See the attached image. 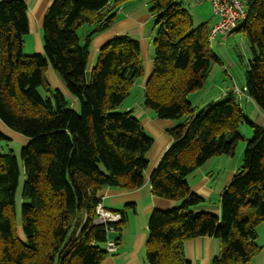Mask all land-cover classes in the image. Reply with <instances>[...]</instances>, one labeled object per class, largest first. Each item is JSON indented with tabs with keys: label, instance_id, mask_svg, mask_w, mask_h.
I'll list each match as a JSON object with an SVG mask.
<instances>
[{
	"label": "trees",
	"instance_id": "trees-1",
	"mask_svg": "<svg viewBox=\"0 0 264 264\" xmlns=\"http://www.w3.org/2000/svg\"><path fill=\"white\" fill-rule=\"evenodd\" d=\"M123 2L54 0L43 22L44 52L32 56L24 52L27 2L0 3V121L29 140L21 150L25 240L15 225L20 167L13 151L0 150V264H102L110 229L120 239L136 209L127 204L119 224L95 222L104 188L133 191L144 185L154 145L134 111L123 109L144 76L140 42L112 38L89 70L92 39L116 23ZM149 10L157 32L143 105L177 123L167 131L173 143L150 182L154 195L181 204L152 213L148 264H192L185 242L206 236L223 244L213 264H253L264 222V126L251 120L234 88L224 102H212L199 114L189 101L213 65L222 64L211 47L213 19L194 27L181 0H151ZM246 12L232 33H243L250 46L245 96L264 110V0H248ZM49 68L65 83L70 100L48 82ZM242 125L251 126L254 136L246 140L243 166L222 195L221 216L195 212L206 200L188 177L215 156H235L244 140ZM10 140L0 129V143Z\"/></svg>",
	"mask_w": 264,
	"mask_h": 264
},
{
	"label": "crops",
	"instance_id": "crops-1",
	"mask_svg": "<svg viewBox=\"0 0 264 264\" xmlns=\"http://www.w3.org/2000/svg\"><path fill=\"white\" fill-rule=\"evenodd\" d=\"M2 1L6 0H0V3ZM25 1L29 8L28 17L30 32L24 38V51H27V53H32L31 51H33L37 54H41L44 52L43 22L45 15L54 0ZM107 1L113 3L117 0ZM150 1L124 0L122 4L123 9L118 15L116 23L109 30L96 35L92 39L89 70H91L96 64L99 51L106 42L116 36H129L132 39L138 40L141 45L142 56L144 58V64L146 65V73L144 72V75H146L141 85L142 90H144L154 69L155 53H152V44H154L157 32L155 18L149 10ZM237 33L238 32L231 33L229 36H233ZM229 36L224 39H227ZM219 37L223 38L221 36ZM47 74L51 86L55 89H60L66 94L62 82L52 68L48 69ZM231 92L232 87H228V91L222 92L220 96H217L213 99L214 101H212L215 102L218 99H226ZM130 98L131 97L125 101L123 109L126 111H134V114L141 121L146 133L154 139V145L148 153L150 165L145 174V183L140 189L127 191L106 187L100 193L102 197L101 204L108 210L121 212L127 204L136 205L135 211L129 214L128 227H126L122 235H120V239L109 237V242L115 241L117 243V249L113 253H108V257L102 264H148L146 244L150 216L155 210L166 211L178 207L181 204L179 201H170L154 195L150 182L153 171L157 168L162 157L173 143V140L167 131L175 127L177 123L172 120L159 119L156 117L150 109H147L143 105V94L142 98H137L135 100ZM244 98L248 103L254 104L251 99L246 96H244ZM255 107L260 111L256 105ZM257 122L264 126L263 113H259V119ZM0 125L4 128L3 132L11 139L19 137L20 140L26 144L29 142L27 138L8 130L1 121ZM223 156H215L208 161L214 162V160H218V166H215L213 171H218L217 169H220V172L223 171L221 167L226 159L225 157L223 158ZM208 162L188 177L191 189L206 200L205 203L200 204L193 209L198 213H208L220 217L222 211V195L237 170L232 167H225L228 171L225 172V176L222 179L218 178L219 182L218 184H215L213 183L214 180L209 176V173L206 170ZM140 212L145 218V221H142L141 223L136 221ZM114 234L116 233L114 232ZM259 246L261 247V251L255 257L253 264H264V242ZM104 248L106 249L107 245H104ZM222 251V242L209 236L190 239L185 242V254L192 264H213L214 258L219 256Z\"/></svg>",
	"mask_w": 264,
	"mask_h": 264
},
{
	"label": "rangeland",
	"instance_id": "rangeland-1",
	"mask_svg": "<svg viewBox=\"0 0 264 264\" xmlns=\"http://www.w3.org/2000/svg\"><path fill=\"white\" fill-rule=\"evenodd\" d=\"M181 1L183 2L184 8L187 9L190 15L192 16L194 27H198L201 24L205 22H209L212 19V15H213L212 4L208 0H181ZM88 29L89 28H85L80 31V35L83 38L85 37L86 31ZM225 37L227 36H223V38L218 37L216 40L211 41L212 50L219 57L223 65L219 63H215L213 65L211 72L209 73V76L205 83V86L202 89L192 93L189 96V101L196 108L197 113L199 114L209 104H212L214 98L220 96L222 92L228 91V87L229 88L232 87V90L234 88L235 94L236 95L238 94L239 97L241 98L240 100L242 102V106L245 108V111L248 114V116L251 118V120H253L256 124H258L257 120L259 119V113L264 114V110L258 111L254 104L248 103L244 98L245 89L243 88V86L245 85V72L247 70L249 60L251 58L249 43L243 33H237L233 36H229L227 39H224ZM152 47H153L152 53L154 54L155 53L154 44H152ZM24 52L28 56L37 54L36 52L33 51H31L32 53L30 52L27 53V51ZM142 62H143L144 72L146 73V68H145L146 65L144 64L143 56H142ZM145 75L142 77V79H139L138 84L132 90L130 99L135 100L137 98H142L143 90L141 88V85H142V81L145 79ZM46 78L48 82H50L48 74H46ZM60 81L64 86L66 94L63 91L62 92L66 96H68L70 100L72 96L69 94V91L67 90L65 83L61 79ZM224 101L225 99H218L214 103L219 104ZM72 104H73V108L79 110L78 102L75 101ZM0 129H2L3 131L4 129L3 126L0 125ZM240 132L244 137V140H241L239 142L236 148L235 156L233 157L223 156V158L224 157L226 158L221 167L223 171L220 172L219 171L220 169L217 168L216 169L218 171H213L214 167L218 166L217 165L218 160H214V162H208L206 170L209 173V176L214 180L213 183L218 184L219 182L218 178L222 179L225 176V172L228 171L227 168L232 167L235 170H239L243 166L244 151L247 143L246 140H251L254 136V132L251 126L249 125H242L240 127ZM25 145L26 143L20 140L19 137L13 138L7 142L0 143L1 152L3 154H7L9 151H13L15 156L17 157L18 164L20 167L21 175H20L19 186L16 194L17 197H16L15 225H16L17 235L21 240H25L21 228L22 205L26 202L22 197L23 187L26 181V172L21 157V150ZM124 209L125 208H123V210ZM130 213L131 211L129 212V214ZM151 216L149 218V221L151 219ZM136 221H138L139 223L145 221V218L142 216L141 212L137 217ZM128 224L129 223L127 222L125 228L128 227ZM115 233L116 234L110 233L109 237L118 239L119 234L117 232ZM258 238L259 239H257L256 242L258 245H260L262 244V242H264V222L258 227Z\"/></svg>",
	"mask_w": 264,
	"mask_h": 264
},
{
	"label": "built area",
	"instance_id": "built-area-1",
	"mask_svg": "<svg viewBox=\"0 0 264 264\" xmlns=\"http://www.w3.org/2000/svg\"><path fill=\"white\" fill-rule=\"evenodd\" d=\"M212 4L213 9V24L211 27L210 40L216 36H228L235 31L242 21L246 19L248 0H208ZM96 224L97 225H113L119 224L122 221L120 212H114L106 209L102 204H99L97 209ZM110 231H114L113 228ZM108 253H113L117 249V244L114 241L107 243Z\"/></svg>",
	"mask_w": 264,
	"mask_h": 264
},
{
	"label": "bare ground",
	"instance_id": "bare-ground-1",
	"mask_svg": "<svg viewBox=\"0 0 264 264\" xmlns=\"http://www.w3.org/2000/svg\"><path fill=\"white\" fill-rule=\"evenodd\" d=\"M210 34H211V32H210ZM219 36H216L214 39H212V41L216 40ZM221 37H223V36H221Z\"/></svg>",
	"mask_w": 264,
	"mask_h": 264
}]
</instances>
